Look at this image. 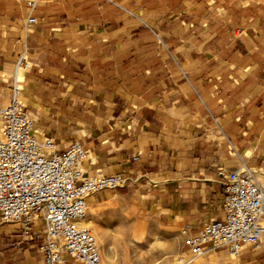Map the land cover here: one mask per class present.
Here are the masks:
<instances>
[{
	"label": "crops",
	"instance_id": "0c3cea01",
	"mask_svg": "<svg viewBox=\"0 0 264 264\" xmlns=\"http://www.w3.org/2000/svg\"><path fill=\"white\" fill-rule=\"evenodd\" d=\"M14 76L39 138L80 143L85 175L127 178L88 207L146 211L184 240L222 217V174L264 181V0H0V105ZM43 229L0 221V264H43ZM235 258L264 264V237Z\"/></svg>",
	"mask_w": 264,
	"mask_h": 264
},
{
	"label": "built area",
	"instance_id": "2783aa9c",
	"mask_svg": "<svg viewBox=\"0 0 264 264\" xmlns=\"http://www.w3.org/2000/svg\"><path fill=\"white\" fill-rule=\"evenodd\" d=\"M35 21L34 16L26 19L29 24ZM16 65L27 67L23 53L17 56ZM18 92L14 76L10 101L0 105V221H17L26 233L32 219L41 217L43 264H65L67 257L80 264H103L96 236L82 222L87 216V197L116 188L127 178L120 173L83 174L79 165L87 150L72 141L61 152L53 138H39L18 101ZM222 176V217L186 235L184 250L168 264H190L208 248L225 247L237 256L245 244L260 246L264 181L248 168Z\"/></svg>",
	"mask_w": 264,
	"mask_h": 264
},
{
	"label": "rangeland",
	"instance_id": "374dc122",
	"mask_svg": "<svg viewBox=\"0 0 264 264\" xmlns=\"http://www.w3.org/2000/svg\"><path fill=\"white\" fill-rule=\"evenodd\" d=\"M258 178L261 179L260 176ZM89 218L94 225L99 226L102 235L107 239L106 243L112 245L110 258L101 251L103 264H168L184 250L180 233L174 229H165L146 211L119 206L104 199L87 206L85 221L94 232L88 223ZM114 226L117 229L115 232L112 231ZM210 250H207L208 255H200L190 264H238L235 256L230 255L225 247Z\"/></svg>",
	"mask_w": 264,
	"mask_h": 264
},
{
	"label": "bare ground",
	"instance_id": "6f19581e",
	"mask_svg": "<svg viewBox=\"0 0 264 264\" xmlns=\"http://www.w3.org/2000/svg\"><path fill=\"white\" fill-rule=\"evenodd\" d=\"M85 220H86V218H85L84 221H82V222H83L85 225H87ZM88 223H90V220L88 221ZM87 226H88V225H87ZM210 249H211V248L206 249L205 252H204L203 254L208 255V254H206V253H207V250L211 251ZM203 254H201V255H203ZM230 255L236 256V254H230ZM198 257H199V256H198ZM198 257H197V258H198Z\"/></svg>",
	"mask_w": 264,
	"mask_h": 264
}]
</instances>
